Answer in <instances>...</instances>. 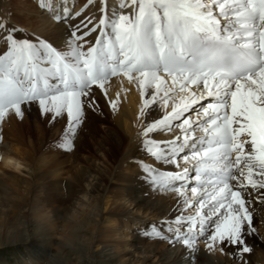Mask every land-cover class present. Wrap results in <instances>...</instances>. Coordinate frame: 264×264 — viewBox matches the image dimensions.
Segmentation results:
<instances>
[{
    "label": "snow or ice",
    "instance_id": "6c2138e0",
    "mask_svg": "<svg viewBox=\"0 0 264 264\" xmlns=\"http://www.w3.org/2000/svg\"><path fill=\"white\" fill-rule=\"evenodd\" d=\"M119 6H131L132 15L113 12L110 18L100 0L98 24L81 22L85 31L78 35L76 26L63 51L39 36L19 38L14 25L0 22V42L6 44L0 54V121L10 113L22 118V106L33 104L53 120L66 113L59 147L71 149L87 112L97 107L94 88L107 96V83L126 77L138 85L142 114L151 115L157 103L162 108L142 128L145 150L178 169L143 165L150 185L175 192L182 205L181 215L162 222L171 236L155 225L148 235L193 253L201 239L209 250L217 244L240 248L245 226L252 229L246 207L251 191L264 190V0H121ZM41 7L52 10L51 3ZM69 15L65 8L64 17L54 19ZM97 28L100 35L85 49V38ZM206 97L213 102L197 110ZM109 104L115 109L117 101ZM162 133L171 139L153 138ZM189 208L195 211L184 215Z\"/></svg>",
    "mask_w": 264,
    "mask_h": 264
},
{
    "label": "bare ground",
    "instance_id": "6f19581e",
    "mask_svg": "<svg viewBox=\"0 0 264 264\" xmlns=\"http://www.w3.org/2000/svg\"><path fill=\"white\" fill-rule=\"evenodd\" d=\"M66 1L0 0L3 6L0 22L14 25L19 38L35 41L39 36L63 51L66 50L64 42L76 26H80L77 34L81 35L85 31L83 24L92 20V25H96L101 15L100 0H92L89 8L84 7L87 0ZM42 2L51 3L52 10L41 7ZM72 3H77L76 9H83L79 17L76 12L62 22L54 19L53 10H58L59 6L60 16L64 17L65 4L70 8ZM120 3L121 0H105L110 18L113 12L117 16L132 15V7L121 8ZM99 35L98 28L90 33L85 38L84 48L91 46ZM4 50L6 44L0 42V54ZM106 89L107 96L94 88L97 107L87 112L74 153L67 159L54 155L48 165L40 162L41 184L47 186L41 199L49 205V210L38 213L34 205L19 202L16 205L21 213L15 218L8 207L0 206L5 210L0 216V249L17 245L37 248L33 251L34 258L31 256L33 264H264V199L261 198L264 190H252L251 202L246 204L252 212L254 230L245 226L244 231L257 241L251 244L249 255L239 253L243 246L238 253H234L233 246L228 250L219 244L209 250L203 239L193 253L181 243L148 235L155 225L171 236L168 224L162 222L181 215L182 207L175 192L153 188L143 169V165H150L161 171L178 170L175 165L156 161L142 143V128L159 118L162 108L157 103L151 115H147L148 110L142 114L138 85L122 75L111 79ZM149 97L150 91L145 93V98ZM110 99L117 101L115 109L110 106ZM212 102V98L206 97L195 108L200 110L201 106ZM24 108L26 106H22ZM191 115L195 118L196 113ZM12 122L16 120L13 118ZM153 138L163 141L171 139V134L162 133ZM87 140L95 145L94 152L85 155L80 148ZM246 148L248 151L249 145ZM19 150L13 146L1 151L0 164L18 171L22 163ZM66 161L68 167L64 164ZM180 164L184 166L182 159ZM192 186L195 184L190 181L189 196ZM194 211L189 208L183 214Z\"/></svg>",
    "mask_w": 264,
    "mask_h": 264
},
{
    "label": "rangeland",
    "instance_id": "374dc122",
    "mask_svg": "<svg viewBox=\"0 0 264 264\" xmlns=\"http://www.w3.org/2000/svg\"><path fill=\"white\" fill-rule=\"evenodd\" d=\"M91 4H89L87 8H89ZM76 5L77 3L75 6ZM1 7H3L2 2H0V8ZM79 9L80 8L76 9L74 7V10L70 13L74 14ZM23 111L24 115L22 118L17 117L14 113H10V115L3 119L4 122L0 121V152L13 146H17L18 150L20 149L19 151L21 152L20 159L22 163L18 171L5 167L2 162L0 164L1 167L3 166L2 168L0 167V206L8 207L15 218L17 213H21V210H19V207L16 205L19 202L34 205L33 209L38 213H46L45 211L49 210V205L42 203V199L47 192V186L41 184L42 179L40 178V174L42 170L39 166L41 163L48 165L54 155L59 156L60 159H67L68 155H72L78 146L79 137L82 135L83 128L82 123L75 136L72 137L73 147L71 149H64L59 147V144L68 126L66 113L63 117H57L53 120L51 114H41L38 105L26 106ZM13 118L16 120L15 123L12 122ZM100 123L98 122V126L101 125ZM39 129H41V131ZM86 142L87 143L80 148L81 153L85 155L93 153V147L95 145L93 141L90 142L87 140ZM64 164L67 166L68 161H66V163L64 162ZM190 175L194 176L192 173ZM64 192H67V189H64ZM3 211L5 210L0 207V216ZM244 232L245 244L243 247L249 249L248 252L244 253L249 255L251 252V244H255L257 241L252 235L246 233V231ZM225 247L229 250L232 246L225 245ZM36 249L37 248L34 247L28 249V247L20 245L3 247L0 249V264H33L32 258L35 256L33 251ZM233 249L234 253H236L240 248L233 246ZM239 253H242V250Z\"/></svg>",
    "mask_w": 264,
    "mask_h": 264
}]
</instances>
